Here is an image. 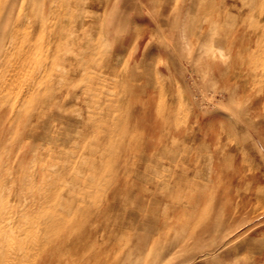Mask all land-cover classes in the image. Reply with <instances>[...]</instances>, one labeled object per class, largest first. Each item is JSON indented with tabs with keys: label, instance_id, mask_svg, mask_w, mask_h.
I'll return each mask as SVG.
<instances>
[{
	"label": "rangeland",
	"instance_id": "1",
	"mask_svg": "<svg viewBox=\"0 0 264 264\" xmlns=\"http://www.w3.org/2000/svg\"><path fill=\"white\" fill-rule=\"evenodd\" d=\"M0 9V264H264V0Z\"/></svg>",
	"mask_w": 264,
	"mask_h": 264
},
{
	"label": "bare ground",
	"instance_id": "2",
	"mask_svg": "<svg viewBox=\"0 0 264 264\" xmlns=\"http://www.w3.org/2000/svg\"><path fill=\"white\" fill-rule=\"evenodd\" d=\"M53 1V0H52ZM39 2V1H38ZM37 2V3H38ZM29 5V4H28ZM38 5V4H37ZM51 5V4H50ZM53 6V5H52ZM6 10V9H5ZM54 10V9H53ZM4 13V10H1L0 9V17H1V15ZM24 13H26V12H24ZM60 13V12H59ZM53 14H54V12H53ZM60 15V14H59ZM53 18V17H52ZM61 19V18H60ZM13 20V19H12ZM25 20V19H24ZM38 20V19H37ZM25 21H27V20H25ZM29 21V20H28ZM19 22V21H18ZM21 22V21H20ZM24 22V21H23ZM25 23V22H24ZM27 23V22H26ZM25 23V24H26ZM24 24V25H25ZM58 23L57 22H53L52 23V27H53V29L52 30H54L55 28H57V25ZM13 25V24H12ZM38 25H40V26H42V21H31V22H29V23H27V25H26V29H28V26H29V28L31 29V28H35V27H38ZM17 26V25H16ZM18 27V26H17ZM25 27V26H24ZM11 28V27H10ZM15 30H17V31H20L21 32V29H23L22 27H19V28H14ZM26 29L24 28V30H22V31H24L23 33H26L25 31H26ZM7 31V30H6ZM32 31V30H31ZM6 33V32H5ZM52 34H53V36H54V31L52 32ZM9 35V34H8ZM19 35H20V33H19ZM18 36V35H17ZM20 37V36H19ZM18 37V38H19ZM31 37V36H30ZM29 37V38H30ZM38 37H40V36H38ZM7 38V37H6ZM14 38V37H13ZM12 38V40H14ZM28 39V38H27ZM6 40V39H5ZM19 40V39H18ZM16 41V40H15ZM43 41V40H42ZM48 41V40H47ZM49 41H50V37H49ZM48 41V42H49ZM14 42V41H13ZM27 42V41H26ZM38 42V41H37ZM44 42V41H43ZM47 42V43H48ZM53 42V41H52ZM51 42V43H52ZM11 43H12V41H11ZM16 44H17V41L15 42ZM30 43V42H29ZM13 44V43H12ZM11 44V45H12ZM44 44V43H43ZM42 44V45H43ZM15 45V44H14ZM26 45V44H25ZM45 45V44H44ZM9 46H10V44H9ZM17 46V45H16ZM3 48V47H2ZM1 48V49H2ZM9 48V47H8ZM24 48H26V47H24ZM24 48H21V49H18L17 51H16V49H15V52L16 53H18V55H19V57H14L15 59V61H12L13 63L10 65V67H8V69H7V72H5L4 71V64H5V58H2V59H0V66H3V71L1 70L0 71V79H2V85H1V88H0V90H8V88L12 85V86H14V88H15V86H16V83L20 80V76H21V74H20V76H18L19 74H17V72L19 71V69H25L24 67H27V66H25V63L26 62H28L31 58H32V56L33 55H35L34 53L35 52H37V50H39L38 49V47L37 46H35V47H33V46H30V44H29V46L26 48V49H24ZM43 49V48H42ZM4 50V49H3ZM12 50V49H11ZM40 51H42V50H40ZM1 52V51H0ZM14 52V51H13ZM50 52V51H49ZM42 53V52H41ZM1 54H2V52H1ZM38 55V54H37ZM36 59H37V57H36ZM54 61V60H53ZM28 64V63H27ZM35 65H38L37 63H35ZM34 65V66H35ZM29 66V65H28ZM31 66H32V64H31ZM41 66V65H40ZM39 66V67H40ZM29 68H32V67H30L29 66ZM38 68V67H37ZM52 68V67H51ZM36 69V68H35ZM26 70V69H25ZM37 70V69H36ZM35 70V71H36ZM29 72H31L30 70H28ZM28 71H27V73H28ZM38 71V70H37ZM48 71V70H47ZM2 72H3V74H2ZM23 72V71H22ZM21 72V73H22ZM49 73H50V71H48ZM34 73V72H33ZM41 73V72H40ZM47 73V72H46ZM49 73H47V75H49ZM36 74H38V72L36 73ZM36 74H35V76H36ZM23 75H25V74H22V76ZM29 75V74H28ZM27 76V75H26ZM30 76V75H29ZM31 76H32V74H31ZM30 76V77H31ZM38 76H39V74H38ZM38 76H36V77H38ZM50 76V75H49ZM3 77V78H2ZM23 78V77H22ZM24 78H25V76H24ZM23 78V79H24ZM6 90V91H7ZM27 90V89H26ZM25 91V90H24ZM30 91L31 90H29V92L28 93H30ZM52 91V90H51ZM31 92H33V90L31 91ZM24 93V92H23ZM11 94H12V91H11ZM27 94V93H26ZM1 95V94H0ZM8 98V97H7ZM16 99V98H15ZM11 100H12V98H11ZM16 101H19V100H16ZM3 107V106H2ZM2 107H0V108H2ZM10 112H11V114H14L15 112H14V109L12 108L11 110H10ZM15 115V114H14ZM18 116V115H17ZM12 119H14V116L12 117ZM20 119V118H19ZM14 120H16V119H14ZM10 121V120H9ZM26 124H24L23 126L24 127H26L25 126ZM27 132V130L26 131H24V133H26ZM52 242L53 241H48L46 244L47 245H51L52 244ZM40 245H38L37 246V248L35 249L36 251H38V247H39ZM10 255V254H9ZM6 255V257L4 258V259H2L3 261L2 262H4L5 261V263L6 264H16V261H17V255ZM12 261V262H11ZM3 264V263H2Z\"/></svg>",
	"mask_w": 264,
	"mask_h": 264
}]
</instances>
